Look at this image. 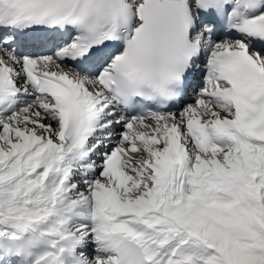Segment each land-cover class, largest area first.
<instances>
[{
    "label": "snow or ice",
    "instance_id": "6c2138e0",
    "mask_svg": "<svg viewBox=\"0 0 264 264\" xmlns=\"http://www.w3.org/2000/svg\"><path fill=\"white\" fill-rule=\"evenodd\" d=\"M0 264H264V0H0Z\"/></svg>",
    "mask_w": 264,
    "mask_h": 264
}]
</instances>
